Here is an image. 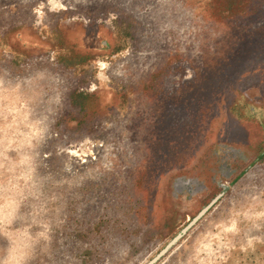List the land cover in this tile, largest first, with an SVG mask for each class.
Masks as SVG:
<instances>
[{
	"label": "rangeland",
	"instance_id": "obj_1",
	"mask_svg": "<svg viewBox=\"0 0 264 264\" xmlns=\"http://www.w3.org/2000/svg\"><path fill=\"white\" fill-rule=\"evenodd\" d=\"M0 205L31 264H264V0H0Z\"/></svg>",
	"mask_w": 264,
	"mask_h": 264
},
{
	"label": "clouds",
	"instance_id": "obj_2",
	"mask_svg": "<svg viewBox=\"0 0 264 264\" xmlns=\"http://www.w3.org/2000/svg\"><path fill=\"white\" fill-rule=\"evenodd\" d=\"M14 223L15 216L11 219H6L3 205H0V236H3L5 240H7V237L4 236V229H12ZM36 227L40 230L35 234L29 230L24 241L20 245L16 246L11 242L7 244L3 250V254L0 255V264H31L36 246L41 240L47 238V232L49 231L45 224H39Z\"/></svg>",
	"mask_w": 264,
	"mask_h": 264
}]
</instances>
